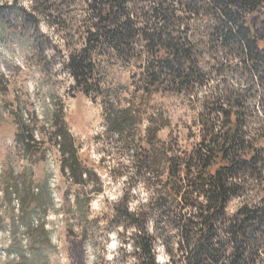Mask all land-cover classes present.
Returning a JSON list of instances; mask_svg holds the SVG:
<instances>
[{
    "label": "rangeland",
    "instance_id": "obj_1",
    "mask_svg": "<svg viewBox=\"0 0 264 264\" xmlns=\"http://www.w3.org/2000/svg\"><path fill=\"white\" fill-rule=\"evenodd\" d=\"M92 1L49 0L47 17L33 9V0H0V264L18 259L8 252L10 221L20 214V198L31 195L43 205L42 222L54 248L46 251L45 264H142L134 247L137 232L123 217L125 209L141 212L139 224L154 238L155 262L170 264L166 250H177L179 244L160 207L171 204L174 213L187 215L194 210L187 203L204 200L186 186L191 178L184 172L172 176L171 167L176 157L190 163L202 136L200 121L221 127L224 115L216 108L228 107L226 91L244 89V79L229 69L242 67L240 60L227 55L221 38L212 34L217 18L205 1L194 12L176 0H125L123 9L137 30L131 49L103 53L109 57L106 85L115 89L116 108L130 110L134 123L110 132L102 95L75 88L65 67L107 12L105 0L95 9L89 6ZM153 7L166 8L169 28L178 30L171 35L193 51L202 75L193 78L192 88L160 83L145 91L142 86L144 59L152 54L145 29L165 25L154 17ZM242 104L249 109L240 122L259 129L252 124L259 120L263 126L264 115L250 109L257 99ZM59 126L67 131L84 173L80 183L61 171L63 157L54 134ZM6 187L12 188L10 198ZM76 197L85 203L79 212ZM249 202L232 198L226 216ZM17 232L27 248L28 236L22 229Z\"/></svg>",
    "mask_w": 264,
    "mask_h": 264
},
{
    "label": "trees",
    "instance_id": "obj_2",
    "mask_svg": "<svg viewBox=\"0 0 264 264\" xmlns=\"http://www.w3.org/2000/svg\"><path fill=\"white\" fill-rule=\"evenodd\" d=\"M33 1V9L48 17L49 0ZM101 1L94 0L89 6L95 9L94 5H100ZM118 1H104L107 12L97 20L94 31L87 32L84 47L78 53H71L65 63L75 88L85 94L95 91L102 95L108 130L114 133L122 132L134 120L130 110L116 108L115 89L106 85L105 62L109 57L103 52L130 51L132 35L137 31L123 9L125 0ZM201 1H205L206 10L214 12L217 18L212 34L221 38V45L228 49L227 55L239 58L242 67L237 64L229 69L234 75L239 73L245 86L243 90L231 87L226 91V97L230 99L228 107L222 104L216 108L224 115L219 129L206 120L200 121L202 136L192 151L190 163L176 157L175 165L171 167L172 176L178 177L184 172L187 178L190 177L186 186L204 200L187 203L194 209V216L192 211L187 215L174 213L171 204L160 207L168 214L170 231L175 228L174 235L179 244L177 250L167 248L166 251L170 264H264V122L263 126L259 120L252 123L259 129L240 122L249 109L247 104H242L245 99H257L258 105L254 104L250 109L264 115V0H176L194 12L201 6ZM151 12L155 13L154 17L163 18L165 25L145 29L151 36L147 47L152 54L144 59V90L149 91L160 83L178 85L179 89L192 88L193 78L202 75L193 59L192 49L171 35L178 30L169 28L166 8L163 11L153 7ZM247 14H253L249 21L245 18ZM238 68L241 71H237ZM54 134L59 138L58 147L63 157L62 173L80 183L84 173L72 151L67 131L59 126ZM169 160L171 165L172 159ZM5 195L9 198L13 195L11 187L5 188ZM236 197H246L250 202L233 217H227L226 205ZM34 200V195L28 199L20 198V214L10 221L13 242L8 248V252L17 255L18 259L6 264H45L46 251L54 249L50 233L42 222L43 205ZM84 204L76 197L75 211L79 212ZM122 215L136 229L134 247L144 258L142 264H157L154 238L145 235L139 224L141 212L125 209ZM20 229L28 236L27 248L21 244L17 232Z\"/></svg>",
    "mask_w": 264,
    "mask_h": 264
}]
</instances>
